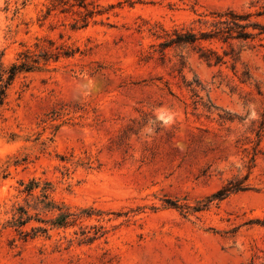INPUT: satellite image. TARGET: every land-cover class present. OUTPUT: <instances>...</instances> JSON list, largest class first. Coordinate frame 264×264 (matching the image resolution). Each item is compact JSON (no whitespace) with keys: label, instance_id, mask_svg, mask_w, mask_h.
I'll use <instances>...</instances> for the list:
<instances>
[{"label":"rangeland","instance_id":"1","mask_svg":"<svg viewBox=\"0 0 264 264\" xmlns=\"http://www.w3.org/2000/svg\"><path fill=\"white\" fill-rule=\"evenodd\" d=\"M227 8L0 0V264H264V35L161 45Z\"/></svg>","mask_w":264,"mask_h":264},{"label":"trees","instance_id":"2","mask_svg":"<svg viewBox=\"0 0 264 264\" xmlns=\"http://www.w3.org/2000/svg\"><path fill=\"white\" fill-rule=\"evenodd\" d=\"M63 1V0H59ZM79 6L85 5V0H73ZM264 14V10L251 12L249 10H236L227 8L222 11L210 12V20L198 18V22L207 24L206 29L194 31L191 27L188 28H174L172 32L165 33V41L161 43L163 47L168 46H181V45H196L200 52V57L208 62L220 63L223 60V56L228 52L223 53V56L217 53L216 50L201 45L203 41L217 40L223 43H230L232 40L251 41L257 37L264 35V24H262L255 17H260ZM26 57H29L28 55ZM35 61V60H34ZM30 66L27 62H21L19 64L11 65L9 69L8 79L10 80L16 71L22 69H28ZM0 84V93H1ZM33 183V180H32ZM33 186L27 188L31 190ZM233 189H239L235 186ZM227 190V188L221 189V191ZM223 193V192H221ZM22 224L23 221H20ZM61 223V222H58ZM45 230V229H43Z\"/></svg>","mask_w":264,"mask_h":264}]
</instances>
